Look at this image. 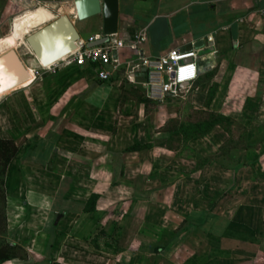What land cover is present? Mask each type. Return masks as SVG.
Instances as JSON below:
<instances>
[{
	"label": "crops",
	"instance_id": "crops-1",
	"mask_svg": "<svg viewBox=\"0 0 264 264\" xmlns=\"http://www.w3.org/2000/svg\"><path fill=\"white\" fill-rule=\"evenodd\" d=\"M70 1L0 0V49L19 40L26 20L39 13L31 10L37 3L43 6L33 10L44 12L46 24L54 14L51 5ZM119 7L114 38L129 45L134 33L146 34L138 51L119 50L122 66L189 46L201 49L204 62L212 53L200 71V78L220 71L210 105L216 108L210 111L236 119L239 109L228 105L242 104V115L259 125L261 139L243 151L248 166L236 174L212 162L199 169V157L216 155L229 139L224 129L207 135L217 145L207 152L192 143L171 151L161 131L166 122L155 123L144 104L126 100L119 112L121 84L113 78L101 81L89 68L59 62L45 79L43 63L30 59L32 72L41 69L40 79L28 86L9 82L12 88L0 98V137L18 145L5 176L8 238L31 257L4 264H264V0H119ZM67 13L83 41L101 34L102 15L81 21L75 7ZM18 48L0 57L13 52L24 66ZM134 73L130 83L145 88L148 71ZM214 78L195 86L196 108L205 105ZM253 103L258 108L248 116L246 107L251 111ZM137 142L153 147L123 153ZM120 160L124 174L115 180L113 167ZM219 170L226 179H203ZM168 191L170 204L163 200ZM92 194L100 196L97 210L84 212ZM101 231L118 241L121 252L94 249L91 241ZM156 245L163 251L153 253Z\"/></svg>",
	"mask_w": 264,
	"mask_h": 264
},
{
	"label": "trees",
	"instance_id": "trees-1",
	"mask_svg": "<svg viewBox=\"0 0 264 264\" xmlns=\"http://www.w3.org/2000/svg\"><path fill=\"white\" fill-rule=\"evenodd\" d=\"M213 73L214 72L207 73L205 75V79H209L210 77H212ZM217 86L218 85L215 82L211 86L205 101L206 110H199L197 112L200 116L197 120L180 122L179 120L172 119L167 122V124L163 128H161V131L163 132V134H165L167 147L170 150L178 151L183 148L184 145L192 143L195 139L206 137L218 127L224 129L228 134L232 132L233 126L235 124V120L232 117L223 113L210 111L208 109L210 108V105L213 101ZM120 87L122 89L121 104H124L126 100H135L144 105H147L151 102L147 95L143 94L142 90L133 84H121ZM253 141L254 139L251 140V142H249L245 148L247 149L249 146L254 145ZM174 142H178V145L176 147L173 146ZM152 147L153 144L151 142H137L133 146L127 148L123 153L142 152L145 149H150ZM233 148H235V146ZM220 151L224 153V155L226 153L231 156L233 155V151H224V148H221ZM17 153L18 145L15 143V141L0 137V264H4L5 262L14 259L29 260L31 257L30 254L19 244L12 243L7 236V200L5 176L11 161L14 159ZM234 155L232 156V159L236 162L232 165H227L223 160L221 162L214 161L213 158L218 157V155L212 158H202L200 156L198 160L199 169H202L204 165H207L211 162L213 163L214 161L216 162V164L219 163V165L223 168L233 170L236 174L240 169L247 167L248 162L243 161L241 156L237 157ZM120 158L121 157H119V159ZM124 167L125 162L122 160L115 163V166L113 167V177L115 180L116 178L119 179L123 176ZM99 199V195L92 194L86 202L83 211L93 212L97 210ZM186 227V229H193V226L190 224H187ZM91 245L98 251L114 255L121 252L118 246V241L105 231L99 232V234L91 241ZM163 249L164 248L162 246L156 245L151 249V251L153 253H160L161 251H163Z\"/></svg>",
	"mask_w": 264,
	"mask_h": 264
},
{
	"label": "rangeland",
	"instance_id": "rangeland-1",
	"mask_svg": "<svg viewBox=\"0 0 264 264\" xmlns=\"http://www.w3.org/2000/svg\"><path fill=\"white\" fill-rule=\"evenodd\" d=\"M61 5L60 4H56L54 6L51 5L48 9H50L51 11L54 12V14L56 15V18L61 16V15H68L70 17H73L72 15H70L68 13L66 14L65 12L67 10H69L71 7H74V1L65 2V4H63L62 6ZM41 6H43V5H41V4L38 5V3H37V5H35V6H33L31 8V10L40 12L41 10H33V9L39 8ZM59 6H61V7H59ZM62 9H64V11H61ZM28 11H30V10H28ZM28 11H26V12H28ZM40 13L42 15V18L46 20L44 12L41 11ZM20 15H22V14H20ZM20 15H18V16H20ZM31 21H33V20H31V17L29 18V20L28 19L26 20V24L24 25L25 27L23 26L21 28V30L23 32L22 35L19 32V35H18L19 36V40H16V41L14 40L15 42L14 41L11 42V44L7 47L8 49H10V48H14V47L18 48L19 46L20 47L23 46L30 53L29 55H26V54H28V51L25 54L23 52L22 48H18L17 49L19 51V53L21 54V58L23 60L24 67L27 68V71L22 76H19L18 78L14 79L13 81H15V82L12 81L13 82L12 87L18 85L17 82H19V79L20 80H24L21 83V85L28 86V85H31L33 81H35L36 79H38L40 77V71L39 70H41V69H37V70H35V72H32L33 70L31 71V68L29 67V65H30L29 60L30 59L31 60H35L34 59L35 57H34V54H33L32 50H31L29 44L26 41V38L31 33L37 31L38 28H39V27H33V29H32V26H36V24H37L36 17H35L33 22H31ZM46 24H48V22ZM46 24L44 23V24H42V26L46 25ZM13 29H14V22L11 21V23L8 25V29H7L6 33L8 35H10L13 32ZM100 33L102 34V28H101V32ZM7 48L0 49V53L4 52ZM203 57H205L204 53L200 54V63L199 64H200V69L201 70L202 69H206V67L208 66V63L210 61L212 62L211 59H213V54L210 53L209 55H207V58H206L207 62L203 61ZM63 64H65V63L62 62L61 65L64 66ZM140 66L142 67V65H140ZM135 71H137L136 67H134L132 69V68H130L128 66H121L120 70L117 71L118 74L115 77H113V80L111 82H114L116 84H131L130 80L128 79V74L129 73H133ZM204 71H206V70H204ZM51 72L52 71H50V69H48V68L44 69V78L48 79V75H50ZM219 73H220L219 70H218L217 74L213 73L212 76L215 77L214 80H213V83L218 81V80H220L221 77H219L220 76ZM202 80L203 81L205 80V76L201 77L191 87V89H189L188 92H184V94H182L181 98H168V99H166L163 102H156V101H152L151 100V102L149 104L143 105V107H144L143 112L144 113H150V115L155 120V123H157V120H158V123H161V124H163V121H165L166 122L165 125L167 124V122H169L172 119L179 120L180 122L197 120L200 117L197 112L199 110H206L205 105L203 107H200L201 108L200 109V108H196L197 105H195V103H194L196 101V99H197L196 91H195L196 87L195 86H197L199 83L203 82ZM134 85L137 86L138 88H140L142 90L143 94H146V89L143 87L141 82L140 83L139 82L138 83H134ZM5 86H7L6 90H4L3 92H0V98L2 96H4V94L7 93L8 90L11 89V88H9L10 87L9 83L5 84ZM120 89H121V87H120ZM121 91H122V89H121ZM123 106H124V104H121V102H120L119 112L120 111L122 112ZM228 107L231 108V110L233 109L234 111H236V109L237 110L239 109V111H240V115H235V118H236V119H234L235 120V124L233 126L232 132L229 134L230 135L229 139L224 144H222L221 146L217 147V145H215V143H213V137L207 136L205 139H202V140H200L198 142H192V147L195 148V149H196V147H198V148L202 149L203 151H206L209 147H214V148L217 147V153L214 156L218 155V157L211 156V158L214 157L213 158L214 161L221 162L223 160L227 165H232V164H234L236 162V161H233L232 156L234 154H236L234 156H237V157L243 156V151L246 149L245 147L253 139H254L253 144L257 145L259 140L261 139L262 131H261V128L259 127V125H257V123L253 124L254 121L249 122V121L245 120V119H248V118H245L244 115H242L243 113H241V111L243 110L242 104L234 105V106L228 105ZM215 108H216L215 106L214 107L212 106V107H210L208 109L209 110H215ZM247 108H248V116H253L255 114V111L257 110L258 107H257V105L255 103H253L250 106V108L252 109L251 111H250L248 106L246 107V109ZM244 111H245V109H244ZM119 116H120V114H117L116 125L118 123ZM220 131H221V129H220ZM177 145H178V142H174L173 143L174 147H176ZM185 146H187V145H184L183 147H185ZM234 146H235V148H233ZM221 148H224V151H229V150L233 151V155L231 156V155H228L227 153L224 155V153H222L220 151ZM181 149H183V148H181ZM231 149H233V150H231ZM171 151H173V150H171ZM174 152H176V151H174ZM214 161H213L214 165L220 166L219 163L215 164L216 162H214ZM184 169H186V170L189 169L188 171L191 170V168L187 169V167H184ZM221 172H220V170L217 173H214V174H211L210 172H206V174L203 177V179L204 180H209L210 178H216V177H221V179L223 177H225V179H226L227 178L226 174L223 175ZM198 175L199 174H197L196 176H198ZM171 194H172V192H170V191L164 193V196H163L164 202H167V203L170 204V201H171V197L170 196H171ZM167 196L169 198H167ZM174 208H177V206L174 205ZM204 242H205V244H207V246H205V248H207L209 246L207 240H204Z\"/></svg>",
	"mask_w": 264,
	"mask_h": 264
},
{
	"label": "built area",
	"instance_id": "built-area-1",
	"mask_svg": "<svg viewBox=\"0 0 264 264\" xmlns=\"http://www.w3.org/2000/svg\"><path fill=\"white\" fill-rule=\"evenodd\" d=\"M101 38L102 34L91 37L87 42L81 39L77 43L76 50L60 63L89 68L97 79L110 82L123 64L119 50L129 47L138 51L139 44L146 41V34L144 30L134 33L129 45L111 36L109 42L103 45L88 46V43ZM209 41L212 39L210 38ZM200 53L201 49L193 48L191 52L173 50L154 60L141 58L142 67L140 63L136 69L139 71L141 68H145L148 71L147 81L144 83L147 97L156 102H163L168 98H181L182 94L188 92L200 77ZM134 75V72L129 73L128 79L134 82Z\"/></svg>",
	"mask_w": 264,
	"mask_h": 264
},
{
	"label": "water",
	"instance_id": "water-1",
	"mask_svg": "<svg viewBox=\"0 0 264 264\" xmlns=\"http://www.w3.org/2000/svg\"><path fill=\"white\" fill-rule=\"evenodd\" d=\"M74 7L76 10V15L74 17L81 21L98 15L103 16L102 38L88 43L89 47L103 45L109 42L111 36L118 33L120 12L119 0H74ZM80 40L81 35L75 26L73 18L68 15H61L55 18L26 38L34 57L39 63L46 62L56 57L48 68L64 60V57L67 58L76 50L77 43ZM199 45L201 46L202 44H196L195 48H200ZM193 47L194 46H189L186 51L191 52ZM9 58L12 59L13 65H17H12V72L14 73L10 75V78L8 75L5 76L6 72L2 69L4 65L5 69L10 71L8 66H6ZM19 67H22V69L24 68L13 52H8L0 57V75L2 78V82H0V92L6 90L7 86H5L4 82L19 76V72H16L19 70ZM23 81L24 80L19 79L20 83ZM60 219L61 218L58 217L56 222L58 223Z\"/></svg>",
	"mask_w": 264,
	"mask_h": 264
},
{
	"label": "bare ground",
	"instance_id": "bare-ground-1",
	"mask_svg": "<svg viewBox=\"0 0 264 264\" xmlns=\"http://www.w3.org/2000/svg\"><path fill=\"white\" fill-rule=\"evenodd\" d=\"M61 11H64L63 9L61 10ZM41 12V11H40ZM39 12V13H40ZM73 12V11H72ZM38 13V15L36 16V19H37V24H36V26H42V24H44L45 23V21L43 22V20H45V19H43L42 18V16H41V13L39 14ZM66 13V12H65ZM45 15V14H44ZM56 18V15L55 14H50L49 15V18H48V23L49 22H51L52 20H54ZM31 20H33V19H31ZM34 21V20H33ZM33 21H31V22H33ZM25 27V26H24ZM55 58L56 57H54V58H52V59H50V60H48V61H46V62H41V63H43V65L44 66H46L45 68H48V66H50V64L51 63H53V61L55 60ZM63 59H66V57H64ZM50 61V62H49ZM12 65H13V61H12V59H8V63H6V66H8V68L10 69V71L7 69H5V66L3 65V67H2V69L6 72L5 73V76L6 75H8V77L10 78V75L12 74V73H14V72H12V70H13V67H12ZM13 66H17V65H13ZM21 66H22V64H21ZM8 71V72H7ZM16 72H19V76H22L23 74H25V72H26V68L24 67L23 69H22V67H19V70L18 71H16ZM19 76H17V77H14L13 79H9L7 82H4V84H7V83H9V82H11V81H13L14 79H16V78H18ZM12 77V76H11ZM2 80V78H1V75H0V82H2L1 81Z\"/></svg>",
	"mask_w": 264,
	"mask_h": 264
}]
</instances>
